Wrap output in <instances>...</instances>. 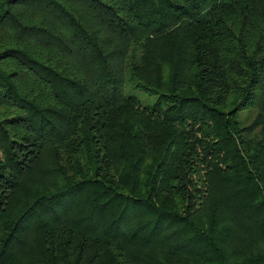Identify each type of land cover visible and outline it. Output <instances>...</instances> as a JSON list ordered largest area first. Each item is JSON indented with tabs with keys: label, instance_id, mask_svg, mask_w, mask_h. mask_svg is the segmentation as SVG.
I'll use <instances>...</instances> for the list:
<instances>
[{
	"label": "trees",
	"instance_id": "1",
	"mask_svg": "<svg viewBox=\"0 0 264 264\" xmlns=\"http://www.w3.org/2000/svg\"><path fill=\"white\" fill-rule=\"evenodd\" d=\"M0 264H264V0H0Z\"/></svg>",
	"mask_w": 264,
	"mask_h": 264
},
{
	"label": "rangeland",
	"instance_id": "2",
	"mask_svg": "<svg viewBox=\"0 0 264 264\" xmlns=\"http://www.w3.org/2000/svg\"><path fill=\"white\" fill-rule=\"evenodd\" d=\"M131 92L134 93V95L138 96L144 103H152L155 101L154 96H150L149 94H147L145 91H143L141 89H137V88L132 89ZM252 116H253V114H252Z\"/></svg>",
	"mask_w": 264,
	"mask_h": 264
}]
</instances>
